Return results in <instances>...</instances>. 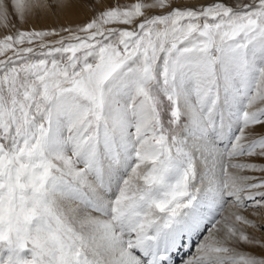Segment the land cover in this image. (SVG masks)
Masks as SVG:
<instances>
[{
	"label": "snow or ice",
	"instance_id": "1",
	"mask_svg": "<svg viewBox=\"0 0 264 264\" xmlns=\"http://www.w3.org/2000/svg\"><path fill=\"white\" fill-rule=\"evenodd\" d=\"M0 30V264H264V0H0Z\"/></svg>",
	"mask_w": 264,
	"mask_h": 264
},
{
	"label": "bare ground",
	"instance_id": "2",
	"mask_svg": "<svg viewBox=\"0 0 264 264\" xmlns=\"http://www.w3.org/2000/svg\"><path fill=\"white\" fill-rule=\"evenodd\" d=\"M78 14H76V15H68V16H61L57 20V22L63 23V22H65L64 20H67V21L70 20V22H76V20L78 18H80V15H78ZM42 15H43L42 13H38L36 18H30L29 24H27V25H21V26H24V27L35 26V27H37L38 26V20L39 19L44 22V25H49L48 22H51L53 20V18L43 19L42 18ZM60 20H62V21H60ZM54 21H52L50 23V25L53 24V23H55ZM0 31H3V30H0ZM195 246H196L195 243H193L192 244V252L195 251ZM188 254H191V253H188ZM177 264H179V261L177 262Z\"/></svg>",
	"mask_w": 264,
	"mask_h": 264
},
{
	"label": "rangeland",
	"instance_id": "3",
	"mask_svg": "<svg viewBox=\"0 0 264 264\" xmlns=\"http://www.w3.org/2000/svg\"><path fill=\"white\" fill-rule=\"evenodd\" d=\"M78 15H80V18H78L77 20H76V22H72V23H78V22H81V21H83L84 19H86L87 18V16L88 15H90V13H79ZM55 20V21H54ZM57 20L58 19H55V18H53V20L52 21H54L55 23H53V24H51V25H56V24H58V23H60V22H57ZM51 21V22H52ZM60 21H62V20H60ZM65 22H70V20H64ZM51 22H48V24L50 25V23ZM13 23H15L16 24V27H24V26H21L20 24H19V22H17L16 20H15V18H13ZM43 26H47V25H44V22L42 21V20H38V26L37 27H43Z\"/></svg>",
	"mask_w": 264,
	"mask_h": 264
}]
</instances>
